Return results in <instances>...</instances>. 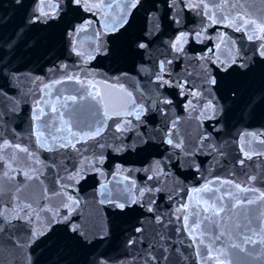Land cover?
I'll list each match as a JSON object with an SVG mask.
<instances>
[{"label":"water","instance_id":"obj_1","mask_svg":"<svg viewBox=\"0 0 264 264\" xmlns=\"http://www.w3.org/2000/svg\"><path fill=\"white\" fill-rule=\"evenodd\" d=\"M199 2L176 0L173 6V0H141L71 96L75 102L70 98L47 123L51 131L44 126L23 147L28 152L20 151L0 171V212L13 217L11 226L0 225L5 228L0 232V264H20L24 253L30 258L27 264H121L132 259L126 241L133 235L142 237L137 248L153 240L166 246L167 264H217L218 259L223 264H264V57L259 55L264 0H204L215 14L212 20L202 8L189 6ZM241 17L255 23L237 31L232 21L240 23ZM182 32L187 39L179 45L183 51H176L171 45ZM253 34L261 39L249 40ZM142 40L148 49L136 47ZM242 63L247 67H240ZM205 70L215 77L214 86L206 81ZM156 75L170 85L161 87ZM180 83L183 89L176 86ZM165 99L171 103H163ZM209 100L216 104L212 119L205 108ZM140 105L145 109L141 120L128 115ZM117 126L127 131H117ZM96 129L94 138L83 137ZM169 134L174 142H182V149L165 142ZM205 134L210 139L203 144L211 143L217 151L203 148ZM61 137L71 139L75 148L59 147ZM118 146L124 150L117 151ZM182 150L193 154L198 170L170 168ZM101 155L104 162L93 167ZM158 169L170 174L159 176L158 184L147 180L157 176ZM205 185L213 191H197ZM154 186L161 191H146ZM151 198L155 204L149 213ZM132 199L138 202L131 204ZM73 200L78 202L74 208L64 207ZM125 201L130 206H116ZM214 203L218 215L211 210ZM184 205L189 216L193 208L200 212L195 235L203 245H194L183 221L176 219L184 214L177 208ZM204 207L210 211L203 212ZM32 210L39 217L34 215L33 224L16 218ZM53 214L69 219L45 229L46 235L29 244L30 229L38 231ZM156 215L163 224L155 222ZM69 224L78 225L85 235L70 231ZM205 225L208 231H202ZM137 227L145 231L137 234ZM248 237L255 243H248ZM17 240L26 246L14 247Z\"/></svg>","mask_w":264,"mask_h":264},{"label":"snow or ice","instance_id":"obj_2","mask_svg":"<svg viewBox=\"0 0 264 264\" xmlns=\"http://www.w3.org/2000/svg\"><path fill=\"white\" fill-rule=\"evenodd\" d=\"M21 0H16V3H20ZM176 0H173V6L175 5ZM59 3L60 0H57V2L55 4L48 2L46 3L45 0H37L36 3V7L34 8L33 14L30 18V23H40V22H46L50 19H54L56 18V16L59 14ZM140 3V0H130V2L128 3L127 7L128 8H135L138 4ZM68 6L72 7V6H76V7H84L85 10H91L92 7L95 8H100L102 6H104L103 4H97L94 6H90L86 3V0H68ZM108 7H111V5H107ZM189 6L194 7V8H202L204 10V14L208 16V18L210 20H212L213 16L215 15L214 13H212L209 9V6L207 3L204 2V0H200L199 3L197 4H190ZM217 7H219V5L217 4ZM224 19L226 20L227 17H224ZM241 22L237 23V21L235 19H233L232 23L233 26H235L237 31H241L243 30H247L252 24H254V21H248V20H244L242 17L240 18ZM216 20H213V23H216ZM222 22V21H221ZM123 23H126L125 19H121V24L120 26H123ZM91 26V22H87L86 24H82L77 28H74L73 32L69 33V35H76L78 36L81 32H84L87 30V27ZM260 27V26H258ZM116 28L115 26L113 27V31H115ZM261 31H264V28H261ZM201 33L197 32L195 35L197 37L200 36ZM99 35V34H97ZM255 34L253 35H249L248 39L252 40L254 39ZM255 38L257 39H261V37L255 36ZM186 34L185 33H180V35L176 38V41L171 45V47L176 50V51H183L182 46H179L181 44V41H185L186 42ZM10 49H14V45L11 44V42H9V46ZM136 47L138 49H148L149 48V44L145 41H139L136 44ZM259 55L261 57H264V43H261L259 45ZM78 56H82L83 53L78 51L76 46H75V42H73V49H72ZM5 55H7V53L4 52H0V78H3L9 82H11L12 80H16L19 81L20 80V76L17 75V73L19 72V69H10L9 68V63H5L4 59H5ZM14 55V52H13ZM94 58V57H93ZM167 63H171V61H167ZM231 63H236L235 59H233L231 61ZM164 61L160 62V66H159V71L160 73H163L165 71L164 68ZM63 67H67L66 65ZM240 67H247V65L245 63L240 64ZM224 70L226 71L227 69L224 68ZM7 71V75H5ZM206 75H205V79L207 82H210L211 85H215L217 83L215 77H208L207 76V70H205ZM67 79L71 80L73 79L72 76H68ZM156 81L160 84L161 87H163L164 85H170V82L168 80H165L163 75H156ZM56 83H60V81H56ZM179 88L183 89L184 88V84L180 83L178 85ZM45 88H48L49 85H44ZM193 97H197L198 93L193 91L190 93ZM129 96H131V93H128ZM74 102H75V97L71 98ZM163 103H171V101L169 100H164ZM189 105L192 103V101L190 100ZM206 110H210L211 115L208 117L209 119H212L213 117L216 116V104L213 103L212 100H209L207 102V105H205ZM37 110H38V114H34V120L39 121L41 116L44 115V109L41 108L39 106V103H37ZM52 111H55V108L52 109ZM162 111V110H161ZM145 112V109L142 105L138 106L136 108V110L134 112L129 111L128 115H134L136 120H141V117L143 116ZM0 119H2V116H0ZM127 125L131 124V121H126L124 122ZM45 127L49 128L51 131V126L49 124H45ZM62 129L57 128L56 132H61ZM117 131L123 132V131H127L126 127H120L117 126ZM99 134V129H96L95 131L92 132H85L83 133V137H90V138H94L96 135ZM42 135V133H41ZM73 137L76 136L75 133H72ZM77 138L76 139V143H79L80 140L83 138ZM210 139V135L209 134H205L203 136V140L201 141V144L203 145V148H207L209 151H217L218 149L216 148V146L212 145L211 143L209 144H203L204 140H209ZM146 142V141H145ZM168 145L172 146L173 148H180L182 149V142L180 141H176L174 142L171 134L168 135V138L165 141ZM264 142V141H262ZM3 146L4 147H10L11 145L8 144L7 141H3ZM71 146L73 148H75V143H73V141L71 139L65 141L64 137H61L60 139V144L59 147H68ZM16 147L23 152H28L27 148H20L19 145H16ZM101 147H103V145H101ZM203 148L201 150H203ZM117 151H122L124 150L123 146H118ZM220 154H222V151L220 152ZM245 158L246 159H251V156L249 153L245 152L244 153ZM171 159V158H170ZM104 162V157L101 155L99 157H97L93 163V167H95L96 164H102ZM241 164L244 163L243 160L240 161ZM157 164H159V162H157ZM184 167H188V168H193L196 167L198 170V165L196 164L195 158L193 156V154L187 150H182L181 153L176 154V158L174 162L170 163V168L171 169H177L179 170L180 168H184ZM117 172H119L120 170V166L117 165ZM98 170V169H97ZM158 175L157 176H152L149 175L147 177V180L151 181V180H156L157 184L159 183V176H165L167 177L170 173L169 172H165L163 169H158ZM5 176L8 175V173L4 174ZM80 173H77V176H79ZM71 179H75L76 177H70ZM250 179H255V177H250ZM132 185L134 186V181L131 182ZM103 187V186H102ZM236 188H240V184H236L235 185ZM148 193H153V192H159L161 191V188L159 186H154V187H148L146 190ZM197 191H206V192H211L213 191L211 188L208 187V185H205L203 189H197ZM138 195L142 198L145 195V189L141 188L138 190ZM264 195V194H262ZM69 200H72L71 197H69ZM104 201H101V203H103ZM112 202V201H109ZM138 201L136 199H132L131 200V204H136ZM252 201H248V203H251ZM77 201H72L70 204H65L64 207H67L69 209H72L75 207V205L77 204ZM155 204V199L151 198L147 201V211L149 213L153 212V205ZM130 206L128 201H125L124 203H118L116 206L123 210L125 209V207ZM141 206H144L143 203H141ZM27 209L31 210V205H26L25 206ZM218 205L217 204H213L211 206V210L213 211L214 215H218L219 212L216 211ZM187 209V205H184L183 207H178L177 208V212H182L184 213L181 216H177L176 219L177 220H181L183 221V228L184 230L188 231V235L192 238L193 240V244H200L203 245L204 241L203 239H199L195 233L197 232L198 229H200V223H199V216H200V212H198L195 208H193L191 216H189L186 212ZM50 211V210H48ZM210 211L209 207H204L203 208V212L207 213ZM219 211H223V208L220 207ZM34 215L36 216V219H38V214L34 213V210L32 211H26L25 212V217H16V218H21L27 219V223L29 225L34 223ZM12 219L13 217L10 216H6L4 213L0 212V225H5V226H11L12 225ZM68 216L65 215L63 217H60L58 214H53L52 216L47 218V221L45 223H42V225L40 226L39 230L37 231L35 228H31L30 232H29V236H28V242L30 243H34L35 240L39 239V237L46 235V231L45 229L51 230L52 226L54 224H58L61 221L67 222L68 221ZM155 222L157 224H163V220L159 215H156L154 217ZM69 230L77 233L78 235L84 236L85 233L80 231V228L78 225H74V224H69ZM5 230V228L3 226H0V232H3ZM135 233L139 234V233H143L145 231V229L143 227H137L135 228ZM179 231V229H178ZM202 231H208V227L207 225H205V227L203 228ZM157 235L159 236V240H164L165 237L163 236V234H161L160 232L157 233ZM217 240L220 239L219 236L216 237ZM248 243H255V241H253L250 237L246 238ZM142 243V237L140 236H130L128 238V240L126 241V248L132 249V253H129V255H131L132 259L131 261L129 260H124L121 262V264H140V262H143V264H167V261L169 259L168 255L166 254L168 252V248L166 246H164L163 244H160L159 241L157 240H153L152 242H149L147 247L145 248H137V245ZM26 245L21 244L18 240L14 242V247H19L21 249H23ZM240 247L239 245H233V248H238ZM29 256L27 253L23 254L22 259L20 260V264H27V261H29ZM99 264H105L104 261H100ZM217 264H223V261L221 260H217Z\"/></svg>","mask_w":264,"mask_h":264}]
</instances>
